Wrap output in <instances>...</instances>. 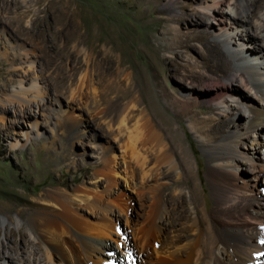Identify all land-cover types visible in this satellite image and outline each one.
I'll use <instances>...</instances> for the list:
<instances>
[{"label":"rangeland","instance_id":"1","mask_svg":"<svg viewBox=\"0 0 264 264\" xmlns=\"http://www.w3.org/2000/svg\"><path fill=\"white\" fill-rule=\"evenodd\" d=\"M216 2L0 0V208L17 196H61L43 198L59 214L51 236L0 210V244L7 230L23 227L42 243L34 255L15 237L26 264H78L83 251L90 264H166L192 237L180 216L169 226L171 191L185 193L192 218L195 192L219 228L211 179L236 192L245 183L264 190V131L244 133L249 119L235 100H251L223 82L219 58L199 33L254 42L231 23L234 0ZM255 12L264 13V0ZM217 98L224 104L214 105ZM218 121L223 135L240 134L232 145L242 155L223 159L228 173L207 152L225 137L211 139ZM178 178L192 189L174 187Z\"/></svg>","mask_w":264,"mask_h":264},{"label":"bare ground","instance_id":"2","mask_svg":"<svg viewBox=\"0 0 264 264\" xmlns=\"http://www.w3.org/2000/svg\"><path fill=\"white\" fill-rule=\"evenodd\" d=\"M259 2L260 0H234L232 5V25L243 32H248L246 34L254 42L253 45L244 46L237 41H232L223 31L219 32L218 37L210 36L206 31L199 33L203 40L207 41L208 46L214 49L219 58L217 73L223 82L229 84L228 86H236L241 98L251 100L248 105L241 103L239 99L235 100L240 112L246 119L250 120H247L249 126L244 133H248L249 129L256 128L264 131V13L255 12ZM224 4L225 0H217L214 5L222 7ZM206 9L210 10V7H206ZM254 17L256 20L253 22L254 30H252L247 27L246 22H252ZM200 23L205 24L206 21ZM209 38L212 39L209 40ZM248 48L253 50L249 51ZM241 60L246 62L248 66H244ZM244 91H248L256 97L260 105L253 104L252 102L256 103V101ZM34 102L41 103L40 100ZM213 104H224V101L217 98ZM27 106L30 109V105L27 104ZM221 116L227 118V111L221 109ZM213 129L214 131L210 134L211 139L218 140L223 135V121H218L217 126ZM223 136L225 137L219 142L212 143L209 148L207 147V152L210 153L212 166L220 168L225 173L229 172V165L223 159L240 157L242 154L238 151L236 142L237 145H232L240 134L238 136L234 132H228ZM137 139L140 138L137 137ZM143 142V140H137L135 143L138 146L139 143L142 144ZM261 152L262 157L260 159L264 163V149ZM248 160L251 161V164H255L253 158ZM251 170V173L258 178L257 171L254 168ZM218 175L220 176L221 173ZM211 184L219 203V213L224 216L223 219L219 220V228H215L209 223L205 217V212L198 208L199 205L194 200L195 192H190L196 213V217L192 218L189 209L186 208L185 193L180 189L179 191H171L168 197L171 204V210L168 213L170 217L169 226L173 224L174 219L177 221V216H180L187 223V235L190 234L192 237L187 244L171 252L170 256L168 255L166 264H264V190L249 189L245 183L236 185L237 189H240L236 192L227 183L214 179H211ZM180 185L182 188H190L186 179L178 178L173 182L174 187H180ZM243 188L246 190L242 191ZM54 195L48 192L39 193L34 197L17 196L6 201L7 204L0 210L9 215L16 213L21 220L25 219L30 226L31 233L40 231L44 235H50L48 228H52L58 223L59 214L53 211L54 208L49 204L46 203L45 205L44 199H61V196ZM62 217L69 222L67 215ZM9 220L11 221L10 218ZM40 223H43L47 230L44 228L42 230ZM6 235L7 241L0 244V264H26L22 261L23 258L15 241L17 235L24 239L25 247H29L34 255H37L41 250V241L30 240L23 227L7 230ZM52 237L54 236L52 235ZM55 243L59 244L60 242L56 240ZM218 245L220 248L217 247ZM85 252H82L84 262L81 261L78 264H90ZM90 253L88 252V254Z\"/></svg>","mask_w":264,"mask_h":264}]
</instances>
